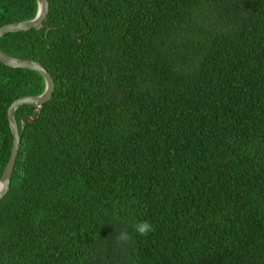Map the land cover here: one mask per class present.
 <instances>
[{
    "label": "trees",
    "instance_id": "trees-1",
    "mask_svg": "<svg viewBox=\"0 0 264 264\" xmlns=\"http://www.w3.org/2000/svg\"><path fill=\"white\" fill-rule=\"evenodd\" d=\"M47 1L0 37L54 83L14 112L0 264H264V0ZM37 8L0 0V28ZM44 87L0 63V178Z\"/></svg>",
    "mask_w": 264,
    "mask_h": 264
},
{
    "label": "water",
    "instance_id": "water-1",
    "mask_svg": "<svg viewBox=\"0 0 264 264\" xmlns=\"http://www.w3.org/2000/svg\"><path fill=\"white\" fill-rule=\"evenodd\" d=\"M36 2L38 7L37 14L32 20L21 23L9 24L1 27L0 37L6 34L27 32L32 29H41L43 27V23L49 11V4L47 0H36ZM0 63L5 67H9L12 69H24L38 73L43 78L44 86H45L44 91L41 95L36 97H27V98H20L18 100H15L7 110L6 117L13 138V145L8 163L0 178V185H1L0 200H1L8 192L10 179L13 173V169L21 141V133L14 119V112L20 106L23 105L31 106L34 109L33 118L29 116L22 118L21 120L22 128L26 120L29 122L36 121L42 106L48 101H50L52 97V94L54 92V83L51 75L44 69L43 66H41L36 62L10 58L0 52Z\"/></svg>",
    "mask_w": 264,
    "mask_h": 264
},
{
    "label": "clouds",
    "instance_id": "clouds-1",
    "mask_svg": "<svg viewBox=\"0 0 264 264\" xmlns=\"http://www.w3.org/2000/svg\"><path fill=\"white\" fill-rule=\"evenodd\" d=\"M134 231L139 236H147L150 232L154 231L153 226L148 221H137L133 225ZM131 233L127 229H122L116 236L115 240L119 244L127 245L131 241Z\"/></svg>",
    "mask_w": 264,
    "mask_h": 264
},
{
    "label": "bare ground",
    "instance_id": "bare-ground-1",
    "mask_svg": "<svg viewBox=\"0 0 264 264\" xmlns=\"http://www.w3.org/2000/svg\"><path fill=\"white\" fill-rule=\"evenodd\" d=\"M0 188H1V185H0Z\"/></svg>",
    "mask_w": 264,
    "mask_h": 264
}]
</instances>
